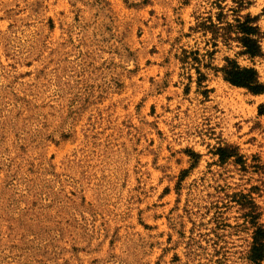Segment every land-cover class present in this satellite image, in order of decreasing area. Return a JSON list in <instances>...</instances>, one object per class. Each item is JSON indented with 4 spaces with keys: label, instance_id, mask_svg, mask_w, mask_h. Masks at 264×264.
<instances>
[{
    "label": "rangeland",
    "instance_id": "1",
    "mask_svg": "<svg viewBox=\"0 0 264 264\" xmlns=\"http://www.w3.org/2000/svg\"><path fill=\"white\" fill-rule=\"evenodd\" d=\"M221 10L264 33V0H0V264H251L264 94L214 69L264 57L197 28Z\"/></svg>",
    "mask_w": 264,
    "mask_h": 264
},
{
    "label": "trees",
    "instance_id": "2",
    "mask_svg": "<svg viewBox=\"0 0 264 264\" xmlns=\"http://www.w3.org/2000/svg\"><path fill=\"white\" fill-rule=\"evenodd\" d=\"M217 23L210 17L208 22H200L197 28H200L204 33H211L212 40L217 45L218 40L223 42L237 41L242 50L240 54L248 55L249 57H264L262 51V39L264 33L261 31L260 26L257 24L258 17L250 16L249 14L244 17L242 21L236 19V24L224 21L225 14L223 10L217 13ZM200 61V60H197ZM217 73H221L223 79L233 86L247 89L254 95L264 94V83L260 79L259 72L256 68L250 66H241L237 60L230 57L225 58V64L221 67H215ZM200 78H205V75L198 70ZM200 80V79H199ZM260 113H264L261 108ZM216 154L219 156L221 163H226L230 159H234V163L241 165L244 171H247L246 161L243 155L238 153V149L233 145H225L217 148ZM249 167L255 169L263 168L260 164H253ZM257 187H253L249 193L236 194L235 201L242 211V217L245 224L249 225L252 231V243L248 252V260L251 264H262L264 261V223H261V208L256 203L255 198L252 196L253 191Z\"/></svg>",
    "mask_w": 264,
    "mask_h": 264
}]
</instances>
